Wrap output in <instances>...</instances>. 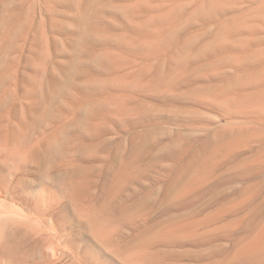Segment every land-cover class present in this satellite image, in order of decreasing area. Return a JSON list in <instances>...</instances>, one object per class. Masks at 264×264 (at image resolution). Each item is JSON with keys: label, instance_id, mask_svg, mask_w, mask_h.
<instances>
[{"label": "rangeland", "instance_id": "obj_1", "mask_svg": "<svg viewBox=\"0 0 264 264\" xmlns=\"http://www.w3.org/2000/svg\"><path fill=\"white\" fill-rule=\"evenodd\" d=\"M8 5L0 264H220L264 239V0Z\"/></svg>", "mask_w": 264, "mask_h": 264}, {"label": "bare ground", "instance_id": "obj_2", "mask_svg": "<svg viewBox=\"0 0 264 264\" xmlns=\"http://www.w3.org/2000/svg\"><path fill=\"white\" fill-rule=\"evenodd\" d=\"M2 2L3 0H0V89L2 87H6L7 82H9L11 79L10 77L12 75H9V68L11 66L12 55L17 50L16 45H14L15 43L13 33L15 29L14 27L17 26L15 25L13 13L15 12V9L13 10L12 7L8 5L9 0H4L3 4ZM26 52L28 53V51ZM26 56H28V54ZM26 59L28 60V58ZM13 74H15V72H13ZM207 264L215 263L210 262ZM220 264H264V239L253 240L244 244Z\"/></svg>", "mask_w": 264, "mask_h": 264}]
</instances>
